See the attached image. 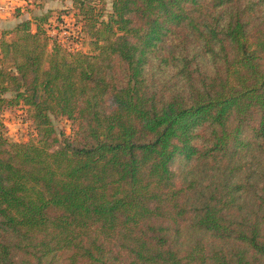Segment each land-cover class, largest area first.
<instances>
[{"label":"trees","instance_id":"obj_1","mask_svg":"<svg viewBox=\"0 0 264 264\" xmlns=\"http://www.w3.org/2000/svg\"><path fill=\"white\" fill-rule=\"evenodd\" d=\"M69 1L1 32L0 264H264V0Z\"/></svg>","mask_w":264,"mask_h":264},{"label":"rangeland","instance_id":"obj_2","mask_svg":"<svg viewBox=\"0 0 264 264\" xmlns=\"http://www.w3.org/2000/svg\"><path fill=\"white\" fill-rule=\"evenodd\" d=\"M58 1V12L62 11L64 14L59 21L55 18L57 16L51 18L52 28L49 29L50 34L57 36L58 40L68 49L90 52V38L81 31V22L73 16L71 3H64L61 0ZM112 1L113 0H97L99 7L104 8L106 15L112 11ZM32 3H34L33 0ZM58 12L55 14L57 15ZM65 12H67V14H65ZM0 119L7 125V137L11 142L37 140L36 131H34V127L28 121L30 118L26 108L13 107L7 109L1 113ZM53 122L58 133L64 132L67 136L72 135L71 123L66 118L60 117L54 119ZM180 167L181 163L176 161L172 169L179 173Z\"/></svg>","mask_w":264,"mask_h":264},{"label":"crops","instance_id":"obj_3","mask_svg":"<svg viewBox=\"0 0 264 264\" xmlns=\"http://www.w3.org/2000/svg\"><path fill=\"white\" fill-rule=\"evenodd\" d=\"M0 0V37L1 32L14 29L18 24L43 14L59 10L58 0ZM71 3L69 0H61ZM72 8V7H71Z\"/></svg>","mask_w":264,"mask_h":264},{"label":"built area","instance_id":"obj_4","mask_svg":"<svg viewBox=\"0 0 264 264\" xmlns=\"http://www.w3.org/2000/svg\"><path fill=\"white\" fill-rule=\"evenodd\" d=\"M1 115V114H0ZM29 122H30V124L32 125V122H31V120H28ZM5 124V126H6V128H7V125H6V123H4ZM33 126V125H32ZM35 131V130H34ZM7 135H8V133H7Z\"/></svg>","mask_w":264,"mask_h":264}]
</instances>
